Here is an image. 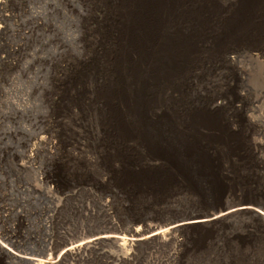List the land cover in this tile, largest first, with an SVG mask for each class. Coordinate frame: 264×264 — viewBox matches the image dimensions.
I'll return each mask as SVG.
<instances>
[{"label":"rangeland","instance_id":"1","mask_svg":"<svg viewBox=\"0 0 264 264\" xmlns=\"http://www.w3.org/2000/svg\"><path fill=\"white\" fill-rule=\"evenodd\" d=\"M0 20V227L24 253L264 209V0H6ZM179 242L124 264H264L251 214Z\"/></svg>","mask_w":264,"mask_h":264},{"label":"bare ground","instance_id":"2","mask_svg":"<svg viewBox=\"0 0 264 264\" xmlns=\"http://www.w3.org/2000/svg\"><path fill=\"white\" fill-rule=\"evenodd\" d=\"M5 1L6 0H0V11L3 9ZM5 29V25L0 20V35L5 31ZM14 50H16V48H14ZM230 58L234 61V58ZM260 60L264 64V56L261 57ZM219 107H221V104L214 105L210 109L212 112H217L216 109ZM199 109L202 114L206 113L205 110H202L201 108ZM233 110L234 112H240L242 107H236L233 108ZM166 111L167 108H160L158 110H153L152 112L155 113L154 115L158 119L162 115H166ZM167 115L169 114L167 113ZM246 117L250 121H254L248 112H246ZM209 118L210 120L220 122L217 116H209ZM199 120L202 121L201 118ZM262 130L264 133V129ZM108 133H110V131H103L100 136H107ZM221 210L223 211L213 215L174 221L151 232H141L137 229L129 236L112 232H98L65 244L62 247V250L55 257L50 255L48 258L24 253L20 249V243H18L6 230H3L0 227V255L26 264H69L71 261H75L77 259L85 260L91 255L96 254L107 259L105 264H124L134 262L138 253H145L153 246L164 247L167 244L177 245L180 243L179 237L181 234L186 229L192 227L224 226L236 217L246 214L259 217L264 222V209L258 205L242 204L225 207ZM106 244H113L116 246L117 252L107 251L104 248ZM174 254H177V249L175 247L173 252L170 254V257L172 258Z\"/></svg>","mask_w":264,"mask_h":264}]
</instances>
